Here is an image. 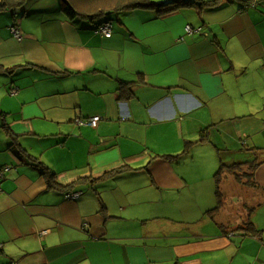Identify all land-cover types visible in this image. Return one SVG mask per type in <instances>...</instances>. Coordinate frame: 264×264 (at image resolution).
I'll return each mask as SVG.
<instances>
[{
  "label": "crops",
  "instance_id": "crops-1",
  "mask_svg": "<svg viewBox=\"0 0 264 264\" xmlns=\"http://www.w3.org/2000/svg\"><path fill=\"white\" fill-rule=\"evenodd\" d=\"M198 1L111 37L61 0L0 8V264H264V0ZM219 151L257 182L222 204Z\"/></svg>",
  "mask_w": 264,
  "mask_h": 264
},
{
  "label": "trees",
  "instance_id": "trees-1",
  "mask_svg": "<svg viewBox=\"0 0 264 264\" xmlns=\"http://www.w3.org/2000/svg\"><path fill=\"white\" fill-rule=\"evenodd\" d=\"M26 2L27 0H2L0 2V8L12 9L15 7L23 6L26 4ZM200 5L202 4L199 3L198 0H167L164 2H157L154 0H61L62 9L70 18L75 19L77 17H82L90 18L91 20L101 19L99 25L105 22H111L113 24V15H116L120 12H128L136 9H153L156 10L159 15H163L172 13L185 7H193ZM218 153L220 168L216 172L215 178L217 183V194L220 195V204H222L223 199L220 193V186L222 183L221 181L228 178L227 175H234L236 180L242 184L247 183V185H255L257 184V182H253V180H251L253 179V175L250 174V169H248V167L251 168L252 166L248 165L247 168L243 167L249 162L229 163L226 161V159L228 158V152L219 151ZM29 158L35 168L41 172L42 176L45 178V181L50 187H63V185L61 186V184L57 180V174L46 163L30 155ZM238 169H240L239 172L237 171ZM243 169H245V171H242ZM119 172H121V169L112 170L108 172L103 178L106 179L114 177ZM244 178L247 179L246 182L242 181ZM89 180L91 182H95L97 179L91 178ZM72 193L76 194L74 192ZM77 193L79 192L77 191ZM246 226L248 228L249 233L251 232L252 234H256L258 232L255 229H252L251 231V228L248 227V224ZM1 248L2 244H0V250Z\"/></svg>",
  "mask_w": 264,
  "mask_h": 264
},
{
  "label": "built area",
  "instance_id": "built-area-1",
  "mask_svg": "<svg viewBox=\"0 0 264 264\" xmlns=\"http://www.w3.org/2000/svg\"><path fill=\"white\" fill-rule=\"evenodd\" d=\"M113 30H114L113 24L111 22H105V23L98 26V32L105 37H111L113 34ZM193 30H194V28L192 26L189 25L187 27L188 32L191 33V32H193ZM11 31L15 34L16 37H18V38L21 37V32L16 26H11ZM101 120H102L101 116L95 115L92 117L79 119L77 121V123H78V125L97 126ZM6 169H8V168H6ZM4 170H5V168L0 169V189H1V181L4 178ZM75 195H78V193L72 194L70 197H75Z\"/></svg>",
  "mask_w": 264,
  "mask_h": 264
},
{
  "label": "rangeland",
  "instance_id": "rangeland-1",
  "mask_svg": "<svg viewBox=\"0 0 264 264\" xmlns=\"http://www.w3.org/2000/svg\"><path fill=\"white\" fill-rule=\"evenodd\" d=\"M155 1H164V0H155ZM219 169V168H218ZM238 172L240 171V169H238L237 170ZM242 171H245V169H243ZM241 171V172H242ZM232 174H229V175H227V180H229L230 181V179L232 178V177H230ZM234 176V175H233ZM225 179V178H224ZM226 180V181H227ZM223 182H225V181H223ZM222 182V183H223ZM227 183V186L226 187H224V189L226 190L225 192H224V200H225V202L227 201V204H229L228 202H230V201H233V202H237V203H239V202H242V200L240 199V194H237V192H241V187L239 188V190L237 191L236 190V188L235 187H233L232 185H228V184H230L229 182H226ZM230 187H233V190L232 191H228L229 190V188ZM232 192H234V194H232Z\"/></svg>",
  "mask_w": 264,
  "mask_h": 264
}]
</instances>
